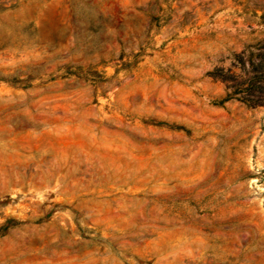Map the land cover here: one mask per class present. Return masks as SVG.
<instances>
[{"label":"rangeland","instance_id":"obj_1","mask_svg":"<svg viewBox=\"0 0 264 264\" xmlns=\"http://www.w3.org/2000/svg\"><path fill=\"white\" fill-rule=\"evenodd\" d=\"M0 264H264V0H0Z\"/></svg>","mask_w":264,"mask_h":264}]
</instances>
